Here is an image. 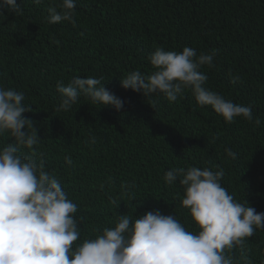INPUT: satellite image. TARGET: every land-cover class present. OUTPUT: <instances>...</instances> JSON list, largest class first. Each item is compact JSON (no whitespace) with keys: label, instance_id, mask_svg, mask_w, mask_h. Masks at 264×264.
Wrapping results in <instances>:
<instances>
[{"label":"trees","instance_id":"1","mask_svg":"<svg viewBox=\"0 0 264 264\" xmlns=\"http://www.w3.org/2000/svg\"><path fill=\"white\" fill-rule=\"evenodd\" d=\"M16 2L21 14H0V86L24 93L31 111L23 115L40 137L33 158L43 159L78 205L77 243L114 227L119 214L139 218L153 210L198 231L182 206L183 187L163 179L173 168L218 166L222 186L264 213V0H76L75 24L48 22V8L60 0ZM186 46L198 54L218 50L215 67L201 69L206 87L251 105L253 122H226L210 106L200 107L190 90L169 103L162 94L146 97L121 86L131 71H154L149 56L156 48ZM77 76L102 77L123 109L81 95L71 110L57 111V83ZM10 142L7 134L0 137V148ZM21 154L32 155L26 148ZM230 255L238 264H264V230Z\"/></svg>","mask_w":264,"mask_h":264},{"label":"clouds","instance_id":"2","mask_svg":"<svg viewBox=\"0 0 264 264\" xmlns=\"http://www.w3.org/2000/svg\"><path fill=\"white\" fill-rule=\"evenodd\" d=\"M5 9L22 13L16 0H0V14ZM75 9L76 0H60L48 8L47 20L75 24ZM217 54L218 50L198 54L187 46L182 52L158 47L149 56L154 71L149 75L131 71L121 86L146 97L162 94L169 103L190 90L200 107L210 106L226 122L237 117L253 122L251 105L236 104L206 87L209 77L201 69L214 68ZM102 79L77 76L67 85L58 82L56 110H71L83 95L92 104L121 111L124 101ZM238 80L239 76L232 77L233 83ZM24 100L23 92L0 86V137L7 134L12 140L0 148V264H238L230 253L242 248L257 229L264 230V213H257L247 200L238 202L222 186L223 169L193 166L170 169L163 179L169 186L178 181L183 187L182 206L198 231L188 230L175 215L153 210L139 218L119 214L114 227L97 229L94 238L77 243L78 205L62 189L60 179L46 170L43 159L33 158L40 137L34 122L23 115L31 111ZM254 123L261 121L256 118ZM21 148L32 155H22ZM225 151L236 158L231 149ZM65 161L73 164L71 156Z\"/></svg>","mask_w":264,"mask_h":264}]
</instances>
